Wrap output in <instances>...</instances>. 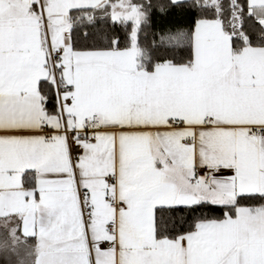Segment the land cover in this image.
<instances>
[{
    "label": "snow or ice",
    "instance_id": "1",
    "mask_svg": "<svg viewBox=\"0 0 264 264\" xmlns=\"http://www.w3.org/2000/svg\"><path fill=\"white\" fill-rule=\"evenodd\" d=\"M0 264H264V0H0Z\"/></svg>",
    "mask_w": 264,
    "mask_h": 264
},
{
    "label": "trees",
    "instance_id": "2",
    "mask_svg": "<svg viewBox=\"0 0 264 264\" xmlns=\"http://www.w3.org/2000/svg\"><path fill=\"white\" fill-rule=\"evenodd\" d=\"M185 18L178 12L174 11L173 13H170L168 16H160L158 14H154L152 17V24L154 28L159 27H169L175 24H179L184 22ZM105 27V21L98 20L97 24L95 26L92 25H81L82 32L85 33H95L97 30Z\"/></svg>",
    "mask_w": 264,
    "mask_h": 264
}]
</instances>
